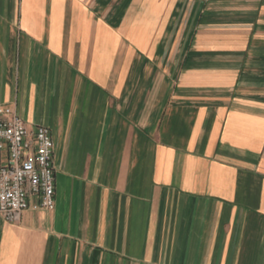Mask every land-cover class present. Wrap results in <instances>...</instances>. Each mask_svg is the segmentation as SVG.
<instances>
[{"label":"crops","instance_id":"obj_1","mask_svg":"<svg viewBox=\"0 0 264 264\" xmlns=\"http://www.w3.org/2000/svg\"><path fill=\"white\" fill-rule=\"evenodd\" d=\"M0 105L56 168L0 264H264V0H0Z\"/></svg>","mask_w":264,"mask_h":264},{"label":"built area","instance_id":"obj_2","mask_svg":"<svg viewBox=\"0 0 264 264\" xmlns=\"http://www.w3.org/2000/svg\"><path fill=\"white\" fill-rule=\"evenodd\" d=\"M54 151L50 128H29L14 106L0 105V215L7 222H20L29 209L55 210Z\"/></svg>","mask_w":264,"mask_h":264},{"label":"rangeland","instance_id":"obj_3","mask_svg":"<svg viewBox=\"0 0 264 264\" xmlns=\"http://www.w3.org/2000/svg\"><path fill=\"white\" fill-rule=\"evenodd\" d=\"M119 2H120V5H121V3H122V0H119ZM123 17V16H122Z\"/></svg>","mask_w":264,"mask_h":264}]
</instances>
